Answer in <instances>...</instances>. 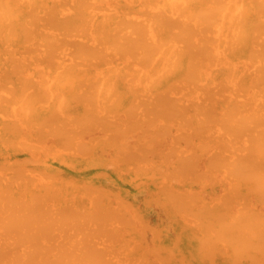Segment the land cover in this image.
I'll use <instances>...</instances> for the list:
<instances>
[{
    "label": "bare ground",
    "instance_id": "1",
    "mask_svg": "<svg viewBox=\"0 0 264 264\" xmlns=\"http://www.w3.org/2000/svg\"><path fill=\"white\" fill-rule=\"evenodd\" d=\"M0 264H264V0H0Z\"/></svg>",
    "mask_w": 264,
    "mask_h": 264
}]
</instances>
